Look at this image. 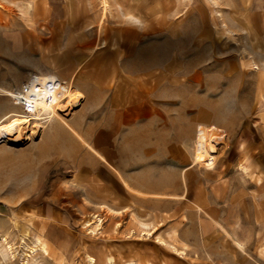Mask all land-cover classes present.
Instances as JSON below:
<instances>
[{
  "label": "rangeland",
  "instance_id": "374dc122",
  "mask_svg": "<svg viewBox=\"0 0 264 264\" xmlns=\"http://www.w3.org/2000/svg\"><path fill=\"white\" fill-rule=\"evenodd\" d=\"M27 2L30 19L21 13ZM128 2L140 26L113 0L105 17L100 0H0V82L15 89L30 73L57 71L67 83L76 73L82 101L64 114L77 135L58 122L37 138L30 126L21 140L16 128L0 139V239L15 249L0 264H24L36 238L48 249L38 264H88L87 256L96 264H264V204L250 201L264 200V77L260 85L247 66L252 56L264 65V0ZM136 99L145 112L138 131L121 116ZM11 104L0 98V125L12 118ZM199 126L218 137L213 168L187 172L184 199L149 197L183 193L180 170L191 164ZM173 138L175 151H156ZM223 183L226 199L212 202L207 190ZM210 204L247 257L211 221L201 231L206 221L195 211ZM97 215L102 226L92 224L91 233L86 225ZM133 217L152 234L143 236ZM157 238L169 246L180 239L186 255Z\"/></svg>",
  "mask_w": 264,
  "mask_h": 264
},
{
  "label": "bare ground",
  "instance_id": "6f19581e",
  "mask_svg": "<svg viewBox=\"0 0 264 264\" xmlns=\"http://www.w3.org/2000/svg\"><path fill=\"white\" fill-rule=\"evenodd\" d=\"M100 1L102 2V7H103L102 14L103 17H105L110 6L108 0H100ZM113 1L116 7L119 8L120 11H122V16L123 18H125L127 23L134 25V27L140 26L142 24L141 20L138 17L134 16V14H132L131 11H129L131 10L129 8L130 7L132 8L133 6L130 5L127 7V4L129 3L128 0H113ZM212 1L215 2V0ZM124 8H128V9L124 11ZM33 9H34V5L31 2H27L23 4L21 7L22 16H24L26 19H30L29 17H31V12L33 11ZM219 16L222 18L221 14ZM223 24L224 27H226V29L228 28L230 29V27H228L226 23ZM88 27L90 28V26ZM258 53L262 54V52H258ZM252 57L249 58L247 66L250 63H252L254 69H256V71L259 72L261 76L259 82L261 85L263 80L262 77H264L263 75L264 65L259 66V64H256V62L251 61L254 60L252 59ZM56 72L38 71V73H30L28 75L27 81L22 83L19 88H15V89H9L5 87L3 83L0 82V98L7 99L8 101H10L12 103L11 106L14 112L12 114V118L10 119V121L0 125V137H1L0 139L6 140V138L8 137L7 135L11 134L12 132V128L14 129L16 128L17 132L15 133L17 134V136L16 139L14 138L13 139L14 141H17L21 137L22 131L26 128L30 129V126H33V130H31V136L37 138L40 134H42V132H45L46 129H48V131L49 129L51 130V128L54 127L53 125L55 123L57 124L58 122H62V124L72 133L75 132L67 123L64 114L66 111H68V109L77 107L80 104V102H82L74 86L76 73H74L70 77L69 81L65 83L61 81V79L56 74ZM214 132L215 131L208 129L204 126H199L197 128L195 140L193 141L192 160L189 168H193L196 166H199V168H206V169L213 168L215 161L217 160L216 154L219 143L218 137L215 135ZM26 138L28 137L26 136ZM19 140H21V138ZM187 168L188 167H186V169ZM237 169L242 174L248 176V167L246 165L241 164L237 167ZM185 170L182 171L183 173L182 179L184 184H185ZM106 208L110 212L117 213L108 207ZM133 218L136 221L137 227L140 229V232L143 233V236H150L152 234L153 227H150L149 223L142 222L136 219L135 217ZM92 224H94L95 227L102 226L101 225L102 220L98 218V215L94 216L92 221L89 220L87 222L86 226L88 227L91 233L92 230L90 227L92 226ZM157 239L159 243H161L162 245H167L171 250L175 251L176 253L179 254L185 253L184 248L180 250L177 248V245L174 246V244L173 245L171 244L169 246L168 242H166L164 239L162 238H157ZM36 240L37 241L35 248H28L26 245H24L29 250V255L26 254V259H25L26 262L24 264H36L37 259L35 257L37 256L39 257L41 255L42 256L48 255V249L41 241V239L36 238ZM235 244L239 248H242V246L238 242L237 243L235 242ZM14 253H15L14 246L10 244L6 238H1L0 256L4 260H6L9 256L14 259L15 257ZM86 262L88 264H96V259H94L91 256H87ZM107 264H113V263L112 261H108Z\"/></svg>",
  "mask_w": 264,
  "mask_h": 264
},
{
  "label": "crops",
  "instance_id": "0c3cea01",
  "mask_svg": "<svg viewBox=\"0 0 264 264\" xmlns=\"http://www.w3.org/2000/svg\"><path fill=\"white\" fill-rule=\"evenodd\" d=\"M258 53V52H257ZM74 70H77V69H74ZM179 75H180V73H179ZM75 76H77V74L75 75ZM66 77L67 78H70V73H69V75H67V76H64V78L63 79H65V80H68V79H66ZM75 79H76V77H75ZM182 80L183 81H186L187 79L186 78H182ZM77 88V87H76ZM78 90V89H77ZM132 105H131V107H127V110H122V114H121V116H122V123L123 124H125V126H127V128H134V129H136L137 131H138V129H140V128H144L145 127V123H144V118H145V112H144V107H143V101H141V100H139V99H136V100H132ZM160 117H162V118H164L163 116H162V114L160 113V112H156V120L157 119H159ZM168 118H170V117H168ZM70 124V123H69ZM71 125V124H70ZM159 125H162V123H159L158 121H156V127H159ZM163 125H166V123H163ZM71 128L75 131V132H73L72 134L73 135H77L78 133H77V131L75 130V128L71 125ZM53 129L54 128H51V132L53 131ZM67 132H68V130H66ZM196 132H197V130H196ZM69 133H71L70 131H69ZM171 142H172V146L170 145V144H166V143H164V144H166L167 146H163V147H159V146H157L158 144L156 143V151H162V150H164V151H175L176 150V141H175V139L173 138V139H171ZM90 151H92V153L97 157V158H99V160L100 161H102L103 163H105L107 166H112L107 160H106V158L104 157V156H102L100 153H98L94 148H92L91 147V149H90ZM190 163L186 166V167H190ZM186 167H184L183 169H181L180 170V175H179V178H180V181H181V184H182V188H183V193L180 195V196H173V195H168V194H156V195H150V194H148V196L149 197H151V198H155L156 199V197L159 199V200H165V201H170V200H174V199H184L185 197H186V194H187V185H186V176H187V172L189 171V170H192L193 168H187L186 169ZM159 168H161L160 166H158L157 164L153 167V171H155L154 173H155V176H156V172L158 171V169ZM163 168H164V166H163ZM186 169V170H185ZM185 170V184H184V182H183V179H182V176H183V173H182V171H184ZM122 174H124V169H123V167H122ZM182 174V175H181ZM207 177V176H206ZM182 179V180H181ZM122 180H123V178H122ZM205 180H207V178H205ZM168 181H173V182H176L177 180H176V178L174 179H168ZM261 181V180H260ZM154 182H156V178L154 179ZM123 183H124V181H123ZM208 184H209V181L207 182ZM184 184V185H183ZM226 189V186L224 185V183L223 184H221V185H218L217 186V189L216 190H213V191H211V192H209V189L207 190V192L210 194V193H212L213 194V200L214 201H212V202H215V200H216V203L217 204H219V202H222L223 203V200L224 199H226V197H227V194H228V191H226L225 190ZM186 191V192H185ZM250 201H252L251 203H253V207H255V208H260V207H262L263 206V204H264V200H262V198L261 199H258L256 196H252V198H251V200ZM245 206V205H244ZM197 211V212H196ZM196 211H195V213H198V215H200V217H202V220H204V221H206V222H204V223H200V228H201V231L202 232H204L205 230H204V227H205V225L206 224H208V222L209 221H211L212 223H211V225H212V227H217V228H219L220 229V231H222L223 232V234H224V236H226V234H227V232L223 229V227L218 223V220H217V214H218V207L217 206H211V204H210V206H208L207 208H205V209H203L202 207H201V210L200 211H198L197 209H196ZM154 226V225H153ZM157 230V229H156ZM155 230V231H156ZM208 230V229H207ZM206 230V231H207ZM177 235V234H176ZM178 236V235H177ZM227 236L230 238V240L232 241V243H233V245L235 246V248L242 254V255H244V256H246L247 257V253H246V251H245V248H244V246H243V244L242 243H240L239 241H237V240H235L233 237L231 238V236L230 235H228L227 234ZM234 240V241H233ZM174 241V240H173ZM166 242H168V241H166ZM235 242L237 243H239L241 246H242V248H239L236 244H235ZM175 245L174 246H176L177 245V247L178 246H182L181 247V249H183L184 248V250L186 251V247H187V245L183 242V241H181L180 239H178L177 238V240H176V243H174ZM171 245V244H170ZM173 245V244H172ZM263 247H264V242H263ZM184 251V252H185ZM185 255H186V253H185ZM261 255H264V249H262V252H261ZM209 258V257H208ZM251 261H254L250 256L248 257ZM191 263H194L193 262V258H191ZM218 263L219 264H223V263H221V262H219L218 261ZM218 263H214V264H218Z\"/></svg>",
  "mask_w": 264,
  "mask_h": 264
}]
</instances>
